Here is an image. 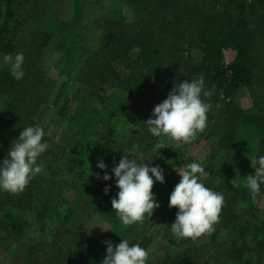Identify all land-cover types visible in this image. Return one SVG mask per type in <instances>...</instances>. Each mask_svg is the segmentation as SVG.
I'll use <instances>...</instances> for the list:
<instances>
[{
	"label": "trees",
	"instance_id": "16d2710c",
	"mask_svg": "<svg viewBox=\"0 0 264 264\" xmlns=\"http://www.w3.org/2000/svg\"><path fill=\"white\" fill-rule=\"evenodd\" d=\"M124 1L138 11L137 16L128 20L122 9H114L111 16H107L100 24L98 48L84 59L81 67L83 73L85 72L83 82L87 87L90 85L93 92L96 86L104 89L103 85L106 82H113L115 86L127 92L124 105L132 109V127L129 136L118 138L115 129L97 125L100 130L95 134L97 148L90 152L81 151L86 154L94 177L95 191L88 206L89 210L94 216L102 219H119L111 205L112 198L119 191L114 173L111 172L112 168L118 164L124 151L127 153L133 145L137 146V152L142 153L156 148V144L162 140V137L152 136L144 121L152 117L155 105L166 99L176 84L183 80L191 81L203 75L204 87L213 95L210 98L202 96V99L209 102L212 107L207 113V127L198 134L195 141L202 136H216L219 158L201 162L188 155L183 145L170 144L159 152L150 153L146 165L156 166L163 161H172L173 165L185 168L188 163L200 162L208 173V176L202 179L204 185L221 192L225 197L217 227L226 230L228 234L232 233V237L222 234L218 238L215 233H212L210 239L218 240L216 243L218 253L216 252L215 256L211 253L207 257L200 254L192 256L189 264H211V259L216 260L218 257H223L221 264L232 262L240 264L250 249L251 245L248 241L251 239L257 240L256 244L260 252L258 258H261L264 250V222L250 231L247 223L241 220L237 204L240 199L249 196L250 192L244 184L238 183L237 174L239 160L250 145L257 144L256 158L264 155V0ZM10 2L11 0L7 1L8 20L10 16L11 18L14 16ZM35 2L29 1L32 10H34ZM19 10L22 12L15 20L22 27L31 15H25L22 8ZM40 15L38 12L32 13L33 17ZM23 31L31 38V46L28 48L29 52L24 65L27 70H32L33 67L39 70V60L44 45L39 42L33 44L32 38L35 40L33 32L16 29L6 40L0 37V117L5 111L10 114L20 130L19 135L23 128L27 127L26 124L33 121L28 122L25 119L23 105L19 109L21 104L19 99H16L18 91L15 88L17 82L9 71L10 65L3 63V56L5 54L14 56L20 52L16 49L13 37H17ZM48 36V33H45L44 42ZM136 46L140 48L138 54L131 52ZM225 47H232L237 51L235 58L228 64H225L223 60ZM228 70L231 71L230 76L226 75ZM33 80L31 82L29 80L31 84L27 90L30 94L27 98L31 99L28 100L33 98L36 100L35 96L39 87L44 84V81L36 74ZM49 82L47 79L45 82L47 86ZM241 85H247L252 96L253 106L249 109L242 108L234 100L226 98L227 95L231 96L236 92ZM221 93H224L223 97L220 96ZM100 97L105 98L103 95ZM105 102L106 99H103L98 103ZM64 107L61 106L58 113L66 115ZM79 112L81 111L78 110L74 115H67L68 118H66L72 123L75 120L73 119L75 114ZM85 112L88 113L89 110L85 109ZM88 131L84 137L93 134L90 129ZM14 142H10V145ZM100 160L107 165L106 169L97 167ZM253 170L254 175L255 169ZM105 171L112 177L111 179L102 178ZM95 173H100L101 178H97ZM153 179L155 180L154 177ZM180 179L181 177L175 181L167 179L164 183L156 181L152 189L160 207L154 210L150 219L157 216L163 217L169 222L167 225L169 230L178 211L175 207L169 208V197ZM233 179H236L239 186L231 183ZM106 186L109 188L107 194L104 191ZM60 191H62L61 181L47 178L43 173L33 178L22 193L12 194L0 190V209H5L2 216L12 220L19 241L18 247L12 250V255L23 258L22 264H27L24 261L30 256L29 250L32 246L35 244L37 247H43V242L32 243L23 239L21 219L19 214L14 213V209L32 210L38 219L50 218L58 208ZM261 191H264V184L261 185ZM35 196H38V200L31 201ZM29 201L31 202L28 207L25 203ZM10 205L12 208L8 209ZM248 233L252 234L250 239L247 238ZM75 241L77 251L75 250L72 254L77 264H84L88 257H94L96 263H99L98 258L103 261L107 254L97 249L95 241L90 237L77 238ZM172 244L176 245V242L172 240ZM100 247L102 248V245ZM187 252L190 256L189 249ZM37 255L32 262L50 264L52 261L49 258H46L44 262L39 261L42 253L39 252ZM64 262L73 264L68 261V258Z\"/></svg>",
	"mask_w": 264,
	"mask_h": 264
},
{
	"label": "rangeland",
	"instance_id": "374dc122",
	"mask_svg": "<svg viewBox=\"0 0 264 264\" xmlns=\"http://www.w3.org/2000/svg\"><path fill=\"white\" fill-rule=\"evenodd\" d=\"M7 1L0 0L1 39L6 40L7 37L9 38V34L14 33L16 29H26V31L35 34V40L32 38L33 44L39 42L44 45L39 60V70L36 67L27 70L26 65L23 64L24 76L20 80L16 79L15 88L18 91L16 99H19L21 104L19 109L22 108V105L25 109L27 115L24 113L25 119L28 122L33 121L26 126H39L45 132L42 142H47L49 148L37 161L43 165V175L47 178L58 179L62 184L60 202L52 217L38 219L32 210L14 209V213L19 214L21 219L23 239L32 243L43 242V247H37L35 244L32 246L29 250L30 256L24 262L37 264L32 260L36 259L37 254L41 252L42 256L39 261L44 262L46 258H49L50 261L52 260L50 264H66L64 261L68 258L70 263L77 264L72 253L77 251L75 240L82 237L92 238L96 248L103 252H106L107 248L104 242L109 240L113 246L119 244L122 239H127L130 245L139 244L149 251L146 264H176V261L177 264H189L192 256L200 254L207 257L211 253L215 256V253H218L216 249L218 240L210 239L211 235H202L195 241L176 239L171 230L167 229L169 222L163 217L145 218L142 224L125 226L117 218L96 217L88 208L94 195L95 185L93 174L89 175V167L93 173L92 166L88 162L86 154L81 151L90 152L97 148L95 134L100 131L97 125L115 129L118 138L129 136L132 127V109L124 105L127 92L123 88L115 86L113 82H106L103 85L104 89L96 86L93 92L92 87L90 85L87 87L83 82L85 72L83 73L81 67L84 59L89 57L92 51L94 52L99 46L102 20L107 16L110 17L116 8L122 9L128 20L134 19L138 11L124 0H42V3L40 0L38 2L11 0L10 5L14 10L12 12L14 16L12 18L10 16L8 20ZM29 1L35 2L34 10H32ZM20 8L24 10L25 15H31L25 20L26 23L22 27L15 20L22 12L19 10ZM33 12H38L41 15L33 17ZM45 33L49 35L46 42H44ZM13 40H15L16 49L20 51L18 53H23L26 58L29 52L28 48L31 46L29 35L23 31L17 37H13ZM230 73L231 71L228 70L226 75ZM35 74L44 81V84L39 87L35 96L36 100L34 98L28 100L31 98H27L30 94L27 89L30 87V82L34 81ZM47 79L50 81L48 86L45 83ZM100 95L105 98H101ZM220 96L223 97L224 93H221ZM226 98L234 100L245 109L253 106V99L247 85H241L236 92L231 96L227 95ZM92 99L93 101H91ZM103 99H106V102L99 104V100ZM61 106H65L66 115L58 113ZM85 109L89 112L86 113ZM78 110L81 112L75 114L73 118L75 120L70 123L67 115H74ZM88 129L93 134L84 137L86 132H89ZM19 131L10 114L6 111L2 113L0 117V162L4 159L8 148L11 147L10 142L17 139ZM161 141L165 146L183 145V149L188 155L201 162H209L220 156L216 136H202L198 141L190 144L170 141L167 137H162ZM256 147L255 143L250 145L239 160L237 174L239 184H244L245 177L254 173L250 158H256ZM161 149L154 148L146 153L138 151L136 154L138 162L146 164L150 153L159 152ZM129 158L131 159V156ZM156 166L163 169L165 180L172 181L181 177L176 169H185L173 165L172 161H163L157 163ZM33 200H38V196H35L31 201ZM31 201L26 202L25 205L28 206ZM11 208V205L8 206V209ZM237 209L241 220L246 222L252 231L256 225L264 222V191H260L255 198L250 194L246 198L240 199ZM4 210L0 209V264H22L23 258H16L12 255V250L18 247L19 241L12 220L2 216ZM219 223L220 220L214 225L213 233L216 237L220 238L222 234L232 237V233L228 234L226 230L217 227ZM101 227L109 230L105 231ZM250 235L252 234L248 233L247 238L250 239ZM172 240L176 242V245L172 244ZM256 241V239L248 241V244L251 245L250 249L240 264H255L257 262L264 264V250L262 257L258 258L260 252ZM188 249L190 256H188ZM178 253L184 255L180 256ZM98 260L99 263H96L94 257H88L84 264H102V260L99 258ZM211 261V264H221L223 257H218L216 260L211 259ZM227 264H236V262Z\"/></svg>",
	"mask_w": 264,
	"mask_h": 264
},
{
	"label": "clouds",
	"instance_id": "9594fccd",
	"mask_svg": "<svg viewBox=\"0 0 264 264\" xmlns=\"http://www.w3.org/2000/svg\"><path fill=\"white\" fill-rule=\"evenodd\" d=\"M131 52L138 54L140 48L136 46ZM24 59L23 53L3 56V63L10 65L9 71L17 80L24 76ZM212 95L204 87L203 75L191 81L183 80L173 87L166 99L155 105L152 117L144 123L154 137H167L170 141L190 144L207 127V113L212 106L202 96L210 98ZM44 135V130L39 126L23 128L18 139L11 143L7 156L0 162V190L12 194L22 193L30 181L44 171L42 163L37 162L49 148L47 142H42ZM164 147L162 141L156 144V150ZM136 152V145L127 153L124 151L118 164L111 170L119 189L111 200L112 210L125 226L142 224L145 218L152 217L154 210L160 207L152 191L154 183L165 182L163 169L138 162ZM250 160L255 174L245 177L244 186L255 198L264 184V155ZM97 167L106 169L107 165L100 160ZM176 171L181 179L171 192L168 205L169 208L178 209L175 221L170 226L173 236L176 239L195 241L202 235H211L215 230L214 225L219 222V214L225 202L224 195L204 185L202 179L208 173L202 163H188L184 170ZM92 174L89 167V175ZM94 175L101 178L100 173ZM102 178L109 180L112 177L105 171ZM231 183L239 186L236 179ZM104 191L107 194L109 188L106 186ZM104 243L107 245V254L102 264H146L149 258L148 250L139 244L130 245L127 239H122L115 246L110 240Z\"/></svg>",
	"mask_w": 264,
	"mask_h": 264
},
{
	"label": "built area",
	"instance_id": "2783aa9c",
	"mask_svg": "<svg viewBox=\"0 0 264 264\" xmlns=\"http://www.w3.org/2000/svg\"><path fill=\"white\" fill-rule=\"evenodd\" d=\"M237 51L232 47L223 48V60L225 64L230 63L236 56Z\"/></svg>",
	"mask_w": 264,
	"mask_h": 264
}]
</instances>
